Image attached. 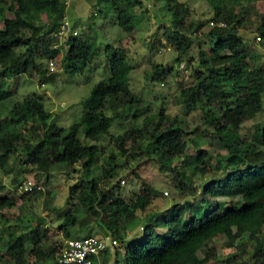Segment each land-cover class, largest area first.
I'll use <instances>...</instances> for the list:
<instances>
[{
	"label": "trees",
	"instance_id": "1",
	"mask_svg": "<svg viewBox=\"0 0 264 264\" xmlns=\"http://www.w3.org/2000/svg\"><path fill=\"white\" fill-rule=\"evenodd\" d=\"M105 2L115 15L116 23L125 32H131L138 25L139 17L133 14L135 7L142 5V0H99ZM162 1L169 6L177 37L167 39L179 41L175 61L180 64L192 46V39H184L188 26L186 18L188 7L179 0ZM264 0H208L213 6L214 22L206 33L207 47L199 41V61L193 68L192 83L182 88L184 108L187 113L194 111L202 102L201 122L211 129V137L186 139V133L177 120L165 130V145L155 151L162 171H175L178 181L174 190L179 200L187 195H196L197 188L193 177H203L212 170L206 157L213 154L211 148L202 149V144L221 149L224 153H216L217 161L225 169L223 177H215L204 183L205 197L200 202L201 215L188 212L184 203L173 201L165 214H153L142 225L144 235L125 243L126 227L135 220L138 211L147 212L148 207L157 197V190L145 185L143 190L130 201L114 196L101 190L95 179H90L98 153H103L99 144L105 137L111 138L109 128L114 117L104 113L106 102L123 95L127 104L134 105L133 117H138L141 100L135 99L129 89V73L131 66L124 53L111 50L109 47V76L96 83L88 96L83 100L87 111L81 123L82 136L93 144H85L77 132L65 133L52 114L45 109L41 97H27L10 108L8 115L11 124L25 126L27 120L35 117L37 124L30 126L36 140L25 138L22 133L3 132L0 127V169H5L10 158L22 151L26 155L25 164L37 167L38 170L49 172L54 164L65 163L80 173V181L69 187L65 213L60 230L64 238H84L72 232L76 225H86L78 218V212L88 210L91 215L103 212L110 215L109 236L120 242L124 247L126 259L124 264H206L208 258L199 259L197 251L217 235H225L231 241L247 235L255 242L253 259L264 264V121L255 125L248 139H241L239 131L245 119H251L264 110V67L247 59L249 45L240 35L244 26V14L254 2ZM237 6L238 9H237ZM66 2L62 0H0V104L9 100L13 90L2 85L6 79L22 74H38L43 85L45 70L36 55L52 59L60 54V50L52 47L56 38L53 34L58 30L65 18ZM7 11L9 15L7 16ZM47 13L49 22L36 24L37 16ZM209 22V21H208ZM193 24V23H192ZM190 24V25H192ZM205 22L197 23L194 32L203 28ZM256 34L264 47V15L257 25ZM46 34L47 40L39 41L40 34ZM184 34V35H183ZM62 46V45H61ZM152 45L151 48H155ZM95 51L87 41L70 37L63 43L61 63L68 74H77L89 64ZM173 68L168 67V72ZM49 78V76H48ZM153 80H164V70L155 71ZM242 102V103H241ZM115 107V105H112ZM120 114V113H119ZM166 119L164 110L154 116H145L143 124L149 133L154 134ZM244 119V120H243ZM176 123V124H175ZM140 134V130H136ZM118 142L124 152L123 138ZM190 143L199 151V155L189 157L186 150ZM184 155L185 168L171 167V159ZM111 158H114L111 156ZM80 165V169L75 166ZM6 170V169H5ZM12 185H21L20 180L12 178ZM5 187H1L4 190ZM39 189L23 191L22 195L36 197ZM223 196L235 198L241 196V202L225 201L222 205L210 198ZM216 202V201H215ZM15 198L9 194L0 195V212L14 206ZM153 210V209H152ZM161 215V214H160ZM44 221L37 219V225L28 235L31 243L28 261L24 248H17L13 241L5 250L12 262L8 264H57L60 245H52L48 240L47 231L43 229ZM80 226V227H81ZM164 230L157 233L156 228ZM124 242V243H123ZM17 248V250L15 249ZM107 262L104 261L103 264ZM113 264H119L114 261Z\"/></svg>",
	"mask_w": 264,
	"mask_h": 264
},
{
	"label": "rangeland",
	"instance_id": "2",
	"mask_svg": "<svg viewBox=\"0 0 264 264\" xmlns=\"http://www.w3.org/2000/svg\"><path fill=\"white\" fill-rule=\"evenodd\" d=\"M62 1L66 2L65 21L76 31V34L71 36L69 31L62 42H55L52 47L60 50V54L52 59L44 58L40 55V48L38 49L36 55L45 70L43 81L46 79L43 85L39 82V76L36 73L22 74L3 82L2 86L13 90L14 93L9 100L0 104L1 129L3 132L22 133L25 138L36 140L30 131V126L37 124V119L33 117L27 120L25 126H16L11 124L8 112L14 103L27 97L38 96L42 98L45 109L52 114L57 124L65 129L66 134L76 131V135L81 137L83 143L93 144L82 136L81 123L87 111L83 100L96 83L110 75L109 47L111 50H118L124 53L131 66L130 93L135 99L141 100L140 107H143V110L141 109L138 117L134 118L132 112L135 106L127 104V98L123 95L112 99V103L106 102L104 113L109 117H114L116 113L118 115L113 118L109 128L111 138L105 137L99 142L103 147V153H98L90 179H95L101 190L120 196L126 202L141 192L145 185H150L157 190L158 195L148 207L147 212L138 211L135 220L126 227L125 243L141 238L144 235L141 227L148 217L153 216L154 213L159 214V217L162 216L173 201L184 203V206L188 208L187 214L191 212L201 215L200 202L205 197L204 183L207 184L215 177H223L226 173L215 156L216 153L223 154L224 151L209 144H202V149L207 147L212 149L210 151L213 154L205 159L212 170L203 177L195 175L193 179L197 188L196 195H187L179 200V195L173 188L178 183L175 179V171H162L154 150L165 145V130L174 119L178 123L175 126H181L185 131L186 139L203 137L207 141L211 137V129L201 122L202 105L206 102L204 104L201 102L197 109L187 113L181 90L193 81L191 73L199 61V41L205 48L208 46L207 37L203 34L212 26L209 22L213 17V6L208 0H179L189 10L186 18L188 32H186L187 35L183 34L180 41L190 38L192 46L185 54L184 60L178 64L175 57L179 41L167 39V36L177 37V31L174 28L170 8L166 3L142 0V5L135 7L132 11L139 17L138 25L133 31L125 32L118 26L114 13L106 7L105 2ZM9 13L7 11V16ZM262 15H264V1L254 2L244 14V26L240 29V35L249 45L247 59L264 67V47L255 31ZM49 19L50 16L47 13H41L37 16L36 24H45L46 29ZM200 21L205 22V26L194 32ZM39 37L40 42L47 40L46 34L42 33ZM70 37L87 41L95 51L89 64L77 74H68L61 63L63 43ZM152 45L156 47L151 48ZM163 48L165 51L159 53L158 50ZM168 67L173 68L171 72H168ZM157 69L165 71L164 80L151 78ZM161 109L164 110L166 119L158 131L154 134L149 133L151 129L149 128L148 131L145 129L143 119L145 116L155 117ZM263 121L264 110L251 119H245L239 131L241 139L250 138L255 125ZM136 130H140V134ZM122 138L124 152H121L118 144V142L121 143ZM198 151L196 147L188 143L186 150L188 158H196L199 155ZM185 158L186 156L180 155L171 159V167L186 169L183 163ZM25 161V153L19 151L10 158L6 170L0 169V195L9 194L15 198L14 206L0 212V264L13 261L5 253L11 241L17 248H24L28 261L32 263L33 258L29 257L31 243L28 235L37 225L38 218L44 221L43 229L47 231L46 237L52 245L62 244L65 238L60 225L65 213L69 187L80 181V173L74 172V168L65 163L52 165L46 173L35 166L25 164ZM75 168L80 169V165H76ZM14 177L21 182L18 187L12 185ZM27 180H31L34 187L41 191L38 196L22 195V187ZM1 187L5 189L1 190ZM210 200L214 201V205L216 203L222 205L229 200L241 202V196L235 198L217 196ZM110 217L103 212L91 215L88 210H81L78 212V218L83 219L86 225H76L72 228V232L80 237L86 235L105 237L111 233L108 227ZM163 230L162 227L156 228L157 233ZM254 244L255 242L246 234L233 241L223 234L217 235L197 251V257L208 258L206 264H258L252 256ZM116 249L118 252L110 250L104 256L106 264H113L116 260L119 264L125 263L124 247L121 245Z\"/></svg>",
	"mask_w": 264,
	"mask_h": 264
},
{
	"label": "built area",
	"instance_id": "3",
	"mask_svg": "<svg viewBox=\"0 0 264 264\" xmlns=\"http://www.w3.org/2000/svg\"><path fill=\"white\" fill-rule=\"evenodd\" d=\"M209 23L214 25L213 21ZM69 31L71 32V36L76 34V31H74L64 18L62 24L53 36L56 38L57 42H62L63 37ZM164 51L165 48L158 50L159 53ZM22 188L23 191H30L34 188V184L31 180H27ZM118 245L119 242L111 236L68 238L65 239L59 247L56 262L57 264H102V257L105 252L109 249L113 250V248Z\"/></svg>",
	"mask_w": 264,
	"mask_h": 264
},
{
	"label": "clouds",
	"instance_id": "4",
	"mask_svg": "<svg viewBox=\"0 0 264 264\" xmlns=\"http://www.w3.org/2000/svg\"><path fill=\"white\" fill-rule=\"evenodd\" d=\"M213 26V25H212ZM33 189H36L35 187L33 188ZM32 189V190H33ZM38 189V188H37ZM32 190H30V191H32ZM167 193V192H166ZM168 194V193H167ZM106 236H109V235H106ZM66 239V238H65ZM118 246H121V243L119 242V245ZM118 246H116L115 248H113V250H114V252H118V251H116L117 249V247ZM109 251H110V249L107 251V252H105V254L103 255V257H102V264L104 263V256L107 254V253H109ZM112 251V250H111Z\"/></svg>",
	"mask_w": 264,
	"mask_h": 264
}]
</instances>
